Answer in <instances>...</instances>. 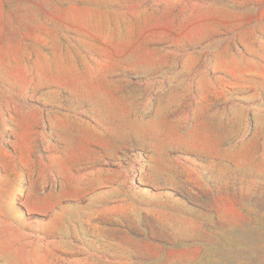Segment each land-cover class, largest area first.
I'll use <instances>...</instances> for the list:
<instances>
[{
  "label": "rangeland",
  "instance_id": "rangeland-1",
  "mask_svg": "<svg viewBox=\"0 0 264 264\" xmlns=\"http://www.w3.org/2000/svg\"><path fill=\"white\" fill-rule=\"evenodd\" d=\"M0 264H264V0H0Z\"/></svg>",
  "mask_w": 264,
  "mask_h": 264
}]
</instances>
